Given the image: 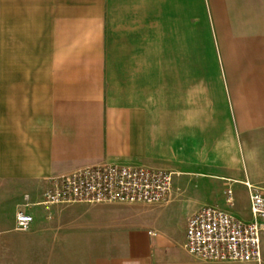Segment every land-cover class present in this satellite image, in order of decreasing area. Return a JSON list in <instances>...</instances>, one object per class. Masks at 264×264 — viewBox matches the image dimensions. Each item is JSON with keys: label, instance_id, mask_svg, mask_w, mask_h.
<instances>
[{"label": "crops", "instance_id": "obj_1", "mask_svg": "<svg viewBox=\"0 0 264 264\" xmlns=\"http://www.w3.org/2000/svg\"><path fill=\"white\" fill-rule=\"evenodd\" d=\"M261 125L264 0H0V264H81L73 246L48 260L39 202L50 179L90 165L172 171L166 210L199 186L178 177L211 179V204L239 217L221 188ZM18 210L33 216L28 233ZM165 211L121 225L103 264L206 261L185 249L188 218L155 222Z\"/></svg>", "mask_w": 264, "mask_h": 264}, {"label": "built area", "instance_id": "obj_2", "mask_svg": "<svg viewBox=\"0 0 264 264\" xmlns=\"http://www.w3.org/2000/svg\"><path fill=\"white\" fill-rule=\"evenodd\" d=\"M173 172L160 167L102 163L53 177L39 202L45 209L71 203H161L169 198ZM231 204L233 192L225 190ZM250 218L241 219L217 205H203L186 223L185 249L206 261L260 262L264 233V188L249 191ZM31 213L18 210L15 227L25 230Z\"/></svg>", "mask_w": 264, "mask_h": 264}, {"label": "rangeland", "instance_id": "obj_3", "mask_svg": "<svg viewBox=\"0 0 264 264\" xmlns=\"http://www.w3.org/2000/svg\"><path fill=\"white\" fill-rule=\"evenodd\" d=\"M242 137L244 169L240 177L234 183L229 181L221 188V192L224 194V190L228 187L233 190L234 202L228 206H231L235 213L240 215L239 218L247 219L250 217V189L264 188V125H261L256 131L243 133ZM187 179H197L199 186L194 187L193 183L187 184L184 195L172 203L167 210L166 205L169 202L165 201L161 204L71 203L56 205L48 210L44 208L45 216L42 217L41 235L37 236L36 242L47 243L48 260H56L57 255H62V260L72 259L73 246L80 249L78 259L81 264L86 263L89 248L93 249L96 264H103L105 255L110 253L109 247L111 246L107 241L111 235L113 238L115 237L113 235L118 233L117 229L121 225H126V223L128 226L138 225L139 221L155 224L151 218H154L157 212L166 210L164 213L158 214L159 217L155 222L182 229L191 208L200 202L211 204V197L215 196L213 192L218 190L216 183L211 179L178 177L179 181ZM234 184L241 185L242 190L237 186L235 191ZM28 228L18 230L15 227L22 233H28ZM19 242L30 243L31 238L28 235L26 239L22 237ZM90 253L92 254V252ZM189 264H264V233L261 234V260L259 263L255 261H199Z\"/></svg>", "mask_w": 264, "mask_h": 264}]
</instances>
